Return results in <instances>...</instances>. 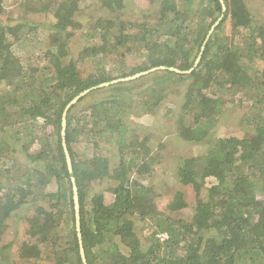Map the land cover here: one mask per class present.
Listing matches in <instances>:
<instances>
[{"label": "trees", "instance_id": "obj_1", "mask_svg": "<svg viewBox=\"0 0 264 264\" xmlns=\"http://www.w3.org/2000/svg\"><path fill=\"white\" fill-rule=\"evenodd\" d=\"M86 1L23 0L17 8L24 15L15 20L13 9L6 10L5 0H0V244L7 227L17 225L12 214L18 212L27 227L26 240L16 251L20 264H82L64 140L78 192L87 264L263 261L264 183L261 198L256 190L258 181H264V23L253 20L244 0H223V13L218 0H147L149 12L142 22L122 12L129 5V12H136L129 14L139 15L131 0H96L84 7ZM92 6L99 12L95 28L83 37L90 38L83 53L72 58L69 44L74 33L69 28L79 10ZM6 13L9 18L2 19ZM41 15L52 17L45 50L32 36ZM36 19L37 25L25 24ZM94 38L99 43L91 45ZM131 42L136 50L142 49L144 63L125 69L122 50ZM27 46L40 54L37 66L19 57ZM41 60L45 64L38 66ZM83 60L92 62L89 71L83 72ZM113 61L122 67L107 68ZM159 66L165 69L150 73L155 76L145 91L132 93L142 76L81 97L67 111L62 139V112L74 97ZM168 68L193 70L181 74ZM183 82L184 101L173 131L192 147L206 144L207 150L174 160L178 183L192 187L193 204L179 190L168 199V211H162L156 200L157 190L163 188L154 180L160 158L153 146L148 147L155 130L145 133L133 123L162 112L166 92ZM236 94L249 104L241 136L212 137L224 97ZM92 96L97 100L90 101ZM107 135H115V144L105 155L94 152L81 158L75 151L81 140ZM207 180L215 184L205 188L203 196ZM99 182L109 183L111 202L92 188ZM149 183L154 186L147 187ZM187 210L189 217L182 215ZM134 221L147 226L146 248L136 237ZM13 245L0 246V263L8 264Z\"/></svg>", "mask_w": 264, "mask_h": 264}, {"label": "rangeland", "instance_id": "obj_2", "mask_svg": "<svg viewBox=\"0 0 264 264\" xmlns=\"http://www.w3.org/2000/svg\"><path fill=\"white\" fill-rule=\"evenodd\" d=\"M96 0H87L86 3L84 4V7L89 3H94L95 5ZM125 2H128V0H124ZM133 5L134 3L138 6L137 12L139 15L136 14H129V13H136L134 11L129 12L130 6L127 5L123 7L122 12H125L126 16H129L131 18H136L138 22H142V15L144 13L147 15L149 12V3L147 0H131ZM250 13H252L253 20L255 22H258L259 24L264 23V0H244ZM23 0H5L3 3L6 10L13 9L15 13L14 19L16 20L18 17H21L24 15L21 10L17 8V6L22 5ZM82 7V6H81ZM108 7V6H107ZM94 7L87 11L88 8H84L85 11L79 10V15L75 16V19L73 21L72 26H70L69 30L74 33V37L71 38L70 44H69V53L70 57L75 58L77 57L78 54L83 53V46L87 45V40L90 38H83L85 33L89 32L92 28H95V18L99 15L95 12ZM91 13V14H88ZM93 13V14H92ZM34 17V16H33ZM46 17V18H45ZM43 16L41 15L40 17L38 16L39 21L41 24L37 25V20L36 22H33L32 20H29L25 22V24L28 25H37V30L34 35L36 36L37 39L43 43L45 50V40L46 36L49 33L50 25L52 23V17L51 15L48 16ZM2 19L9 18L8 14L6 13L3 17L1 16ZM30 19V18H29ZM228 24V23H227ZM227 33H230L229 31ZM92 36H95L92 35ZM233 40V38H231ZM99 40L98 38H94L91 41V45L98 44ZM141 50L139 51L136 50L133 46V43H128L124 49L122 50L123 53L125 54L124 56V68L129 69L130 67H135V66H140L142 63H144V56H141ZM73 54V56H71ZM40 54H36L33 52L31 46H27V48H23L19 52V57H21L22 62L26 64H30L31 66H37V56ZM68 57L67 59H69ZM90 60V59H89ZM89 60H83L80 65H83L84 71H89L88 68L90 69V65L92 62H88ZM91 61V60H90ZM99 61V59L95 60ZM45 64L44 60H41L38 66H43ZM90 64V65H89ZM119 62H112L110 65L107 66V68H113V69H118L122 66L119 65ZM262 68L263 64L260 65ZM109 69V70H110ZM82 71V70H81ZM155 76L153 74H149L147 76H144L142 79H138L139 81L135 84L137 87L132 91L137 93L141 91H145V88H147L150 83L152 82V77ZM155 80V79H154ZM125 86V85H124ZM123 86V87H124ZM175 88L171 89L170 91L166 92V97L163 101L162 107L164 108L162 112H154L152 115L153 117H148L145 116L143 117L140 121L134 122L133 123V128L139 127L143 129L145 133H152V130L154 131V136L150 138L151 142H148V147H154L152 150L155 153L159 154V170L155 173L154 175V180L158 181L159 185H162L163 189H158L157 192L160 195L158 199L156 200V204L158 206L159 210H165L168 211V199L172 197L173 193L175 191H182L185 195L186 202L189 205H192L194 202V192L192 190V187L189 186H182L178 183L176 177H175V169H174V163L178 157H192V156H197L201 155L207 150L206 144H200L199 146H191L187 143H185L183 140H181L179 137L175 135V132L173 131L174 127V120L177 117V114L181 108V105L183 104V94L186 91V83H180L178 85L174 86ZM176 90V92L174 91ZM105 91L110 90V89H104ZM104 90L99 91L96 94L102 93ZM212 92V91H210ZM208 91L207 95L211 96V93ZM131 93V94H132ZM94 95V94H93ZM108 95V94H107ZM97 97V96H96ZM96 97L92 96L90 101H93V99ZM98 98V97H97ZM97 100V99H96ZM225 104L224 107L221 109V111L218 113V121L217 124L215 125V128L211 132L212 137H220V136H227V135H237L241 136V131L245 128L244 126V121L242 120L243 115L249 111V104L245 103L244 101L241 100L239 95H231L228 96L226 95L224 97ZM89 103L88 99L87 101H84L83 104ZM88 120V119H86ZM242 128V129H241ZM50 132V130H48ZM131 134L128 133V137ZM98 145L97 147L95 145ZM115 144V135L112 136H91L87 140L80 141L77 144V147L75 149L76 152L80 153L81 158H90L93 153L95 152L96 154L103 156L105 155V151L112 149V147ZM156 148V149H155ZM17 159L19 162L23 163L25 160L21 155L17 156ZM158 167V166H157ZM215 184V181L211 182V180H207L203 183V190H202V195H205V188L210 186V184ZM258 188L256 190V194L259 198H261L262 194V184L264 181L259 180L258 181ZM153 187L151 183L147 185V187ZM108 187L109 183L108 182H99L96 185H94L92 188L95 189L96 191H100L102 195L105 197V201L107 203L111 202L113 199V195H111L108 192ZM92 189V192H93ZM46 205V204H44ZM13 219L17 221L16 226H9L7 227V230L4 232L2 235V240L0 246H6L7 244L14 243L13 247L8 251V264H20L18 261V258L16 256L17 254V248H18V243L20 244L21 241L26 240V237H23V233L25 228L24 227V221L23 218L21 219L18 212L13 213ZM20 215L25 216L26 212L22 211ZM183 216L189 217L190 212L189 210L184 211L182 213ZM12 219V220H13ZM11 221L8 220V222ZM136 222V223H135ZM147 229L146 225H143L142 223L138 221H134V231L136 234V237L140 240L142 248H146L148 243L144 239L145 236L148 234L145 233ZM124 251V250H123ZM4 259V258H2ZM4 264V262L0 263ZM51 264V263H49ZM245 264H251V263H245ZM253 264H264V260L260 261L258 263H253Z\"/></svg>", "mask_w": 264, "mask_h": 264}, {"label": "water", "instance_id": "obj_3", "mask_svg": "<svg viewBox=\"0 0 264 264\" xmlns=\"http://www.w3.org/2000/svg\"><path fill=\"white\" fill-rule=\"evenodd\" d=\"M218 1L221 4L222 11H224L225 10V7H224V4H223V1L222 0H218ZM216 25H217V22L208 31L205 40H207L209 38V36L211 35V33L214 31ZM203 47H204V44L201 46V51H200V53H199V55H198V57H197V59H196V61L194 63L193 69L197 66V64L200 61ZM164 69H165V67H163V66L154 67V68L148 69L147 71L140 72V73H137V74H134V75L125 77V78H120V79H117V80H114V81L105 82V83L96 85L95 87H93V88H91L89 90H86L83 93H81V94L77 95L76 97H74L66 105V107L64 108V110L62 112V119H61V127H62L61 128V137H62V139L64 138V135H65L64 134L65 133L64 131H65V127H66V114H67V111L69 110V108L71 106H73L75 103H77L78 100L81 97H83L84 95H86L87 93H89V91H91L92 89H98V88L107 87L109 85L116 84L118 82H127V81L136 80V79H138V78H140L142 76L148 75V74H150L152 72H155V71H158V70H164ZM193 69L191 68L189 71H186L185 72V71H179V70H177L175 68H168V70L174 71L176 73H181V74L182 73L183 74L190 73ZM62 147H63V151H64V155H65V160H66V165H67V170H68V175H69L70 182H71V187H72L71 188L72 189V200H73V209H74V217H75V228H76L77 238H78V244H79V255H80L81 263L82 264H87L86 263V259H85V255H84V250H83V247H82L81 235H80V215H79L78 192H77V187L75 186V179H74V174H73V171H72V165H71V160H70L69 152L67 150L66 143L64 142V140H62Z\"/></svg>", "mask_w": 264, "mask_h": 264}, {"label": "clouds", "instance_id": "obj_4", "mask_svg": "<svg viewBox=\"0 0 264 264\" xmlns=\"http://www.w3.org/2000/svg\"><path fill=\"white\" fill-rule=\"evenodd\" d=\"M222 1H223V0H222ZM224 7H225V6H224ZM224 11H225V10H224ZM224 11H222V13H223ZM221 18H222V16H221L220 18H218V20H217V25H218V21H219V19L221 20ZM215 23H216V22H215ZM215 23H214V24H215ZM214 24H212V26H213ZM217 25L215 26V29H216ZM212 26H211V27H212ZM211 27H210V28H211ZM210 28H209V30H210ZM215 29H214V31H215ZM209 30H208V31H209ZM214 31H213V32H214ZM213 32H212V33H213ZM212 33H211V34H212ZM209 37H210V36H209ZM71 165H72V164H71Z\"/></svg>", "mask_w": 264, "mask_h": 264}]
</instances>
